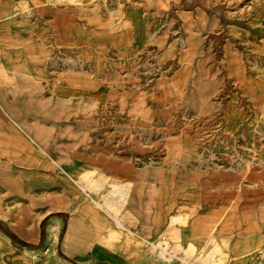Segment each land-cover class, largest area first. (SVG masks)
<instances>
[{"label":"crops","instance_id":"1","mask_svg":"<svg viewBox=\"0 0 264 264\" xmlns=\"http://www.w3.org/2000/svg\"><path fill=\"white\" fill-rule=\"evenodd\" d=\"M139 8L124 0H0V264L27 251L41 254L35 264H163L148 246L161 233L206 263L220 251L235 257L262 245L264 178L241 185L238 129L215 131L224 151L214 164L200 162L185 135L180 152L153 163L115 144L129 121L117 94L144 86L120 78L144 57ZM87 172L92 179L82 182ZM251 261L264 264V255L231 264Z\"/></svg>","mask_w":264,"mask_h":264},{"label":"rangeland","instance_id":"2","mask_svg":"<svg viewBox=\"0 0 264 264\" xmlns=\"http://www.w3.org/2000/svg\"><path fill=\"white\" fill-rule=\"evenodd\" d=\"M60 1L80 5L98 0ZM124 1L143 7L139 42L144 57L128 65L120 78L126 87H134L142 78L144 86L117 94L127 104L119 109L129 121L122 123L128 138H115V144L123 141L130 152L139 150L138 160L153 163L168 152L177 153L175 145L189 136L200 162L214 164L216 154L224 150L217 147L213 135L229 125L240 132L241 185L258 183L264 178V0ZM110 125L121 130L115 121ZM137 129L142 138H137ZM89 179L92 172L81 174L82 182ZM82 189L92 202V186ZM127 233L133 236L135 230L130 226ZM4 239L1 235L0 255L6 248ZM261 240V246L240 256L220 251L211 263L244 262L252 255L256 260L264 255V233ZM11 256L6 254L3 264H14ZM40 257L27 251L15 261L35 264ZM49 264L60 263L51 259ZM163 264L169 263L163 259Z\"/></svg>","mask_w":264,"mask_h":264},{"label":"built area","instance_id":"3","mask_svg":"<svg viewBox=\"0 0 264 264\" xmlns=\"http://www.w3.org/2000/svg\"><path fill=\"white\" fill-rule=\"evenodd\" d=\"M121 226L130 230V228L125 225ZM148 246L153 252L158 253L163 259L168 261L169 264H213L203 262L184 253L167 233H161L156 238L149 240Z\"/></svg>","mask_w":264,"mask_h":264},{"label":"trees","instance_id":"4","mask_svg":"<svg viewBox=\"0 0 264 264\" xmlns=\"http://www.w3.org/2000/svg\"><path fill=\"white\" fill-rule=\"evenodd\" d=\"M10 236H11L12 238H15V236H14V235H12V234H10Z\"/></svg>","mask_w":264,"mask_h":264}]
</instances>
